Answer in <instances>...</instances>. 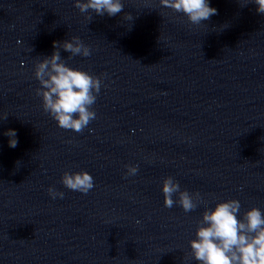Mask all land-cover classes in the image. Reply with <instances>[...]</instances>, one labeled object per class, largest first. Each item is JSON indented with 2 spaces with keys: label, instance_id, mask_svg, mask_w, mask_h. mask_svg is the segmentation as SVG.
I'll use <instances>...</instances> for the list:
<instances>
[{
  "label": "clouds",
  "instance_id": "obj_1",
  "mask_svg": "<svg viewBox=\"0 0 264 264\" xmlns=\"http://www.w3.org/2000/svg\"><path fill=\"white\" fill-rule=\"evenodd\" d=\"M249 0H247V3ZM257 5L258 14H264V0H251ZM163 8L184 14L194 25L209 20L218 10L209 5L208 0H159ZM245 3V4H247ZM74 6L82 13L91 10L96 15L109 17L120 14L124 5L122 0H74ZM89 19L91 16L88 17ZM125 19H132L130 14ZM54 51L36 63L34 75L41 87L36 90L42 97V107L65 130L81 133L96 118L92 110L101 90L99 77L68 66L59 49L72 56L88 57L91 50L79 37L73 36L62 42H53ZM7 119V115L4 116ZM9 147L18 144L14 129L7 130ZM126 176L135 175L138 166L128 165ZM61 183L69 190L87 194L94 188V178L87 171L65 172ZM49 195L55 199L63 198L64 193L50 187ZM164 206L172 208L175 204L187 213L198 206L199 193L190 194L181 190L172 177L162 182ZM178 195V199L173 197ZM240 202L235 199L218 202L214 208H206L196 230V238L190 243L191 254L200 264H264V214L253 207L238 219Z\"/></svg>",
  "mask_w": 264,
  "mask_h": 264
}]
</instances>
